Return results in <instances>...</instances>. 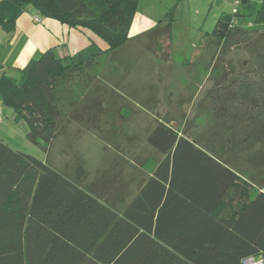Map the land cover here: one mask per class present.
Here are the masks:
<instances>
[{"label":"trees","instance_id":"obj_1","mask_svg":"<svg viewBox=\"0 0 264 264\" xmlns=\"http://www.w3.org/2000/svg\"><path fill=\"white\" fill-rule=\"evenodd\" d=\"M139 3L0 1V26L8 34L33 8L38 17L88 31L107 46L105 52L88 58L80 54L76 60L58 59L49 50L28 64L20 80L0 78V102L14 112L16 122L27 121L30 141L43 143L48 152L71 124L97 130L106 107L123 114L124 107L114 110L117 100L107 93L109 84H100L108 79L107 71H97L103 65L109 70L123 50L138 48L129 32ZM176 7L136 44L154 50L166 41L170 50ZM234 20L264 27V1L241 0L235 16H221L209 35L217 49L227 50L247 36L232 26ZM253 73L256 78L234 79L230 86L224 78L229 73L215 79L205 98L211 99L214 122L202 135L163 123L148 132L147 145L161 159L143 164L140 189L130 201L98 192V184L87 185L82 165L70 176L0 140V264H243L248 258L264 259V192L243 199L236 218L220 214L235 201L226 199L241 167L264 168V49ZM79 88L81 95L75 92ZM117 184L123 192L121 177Z\"/></svg>","mask_w":264,"mask_h":264},{"label":"rangeland","instance_id":"obj_2","mask_svg":"<svg viewBox=\"0 0 264 264\" xmlns=\"http://www.w3.org/2000/svg\"><path fill=\"white\" fill-rule=\"evenodd\" d=\"M144 2L142 0V4ZM191 2L192 9L186 6L185 11L181 10L177 16L178 11L175 10L174 19L179 22L172 30L173 45L170 50H165L168 46L166 41L154 50L139 46L130 48L126 56H132V59L123 61L126 65L117 64L111 71L108 65H103L97 71L99 75L107 71V82L100 84L102 88H106L105 83L109 84L106 91L117 100L114 110L124 107L123 114L113 113L106 107L97 130L87 129V124H71L67 134L59 137L47 152L43 143L39 145L29 140L27 121L16 122L14 112L3 106L0 140L13 150L49 162L55 169L70 176L82 165L87 173V185L98 184V192H107L112 198L122 194L130 201L140 189L141 178L145 174L143 164L149 166L147 160L161 159L147 145L151 129L163 123L175 128L180 126L181 129L186 126L194 136L202 135L214 122L211 99L205 98L214 88L215 79L220 81L229 73L228 77H224L228 80L224 85L230 86L235 80L256 78L253 69L259 52L264 49V27L238 22L237 26L245 30L247 36L241 43L219 50L214 44L215 38L209 35L221 16H233L235 0L231 5L222 4L220 10L217 4L213 8L200 9L195 7L197 1ZM82 90L79 88L75 92L81 95ZM88 90L85 92H92ZM132 138L133 142L130 141ZM256 173L264 175V168L245 164L241 167L240 175L245 179ZM117 176L125 183L123 192L117 190ZM104 177L111 179L108 180L112 184L110 188V183L99 181ZM240 181L242 185H249L242 178ZM243 190L246 197L247 189L236 185L229 200L232 197L238 200Z\"/></svg>","mask_w":264,"mask_h":264},{"label":"crops","instance_id":"obj_3","mask_svg":"<svg viewBox=\"0 0 264 264\" xmlns=\"http://www.w3.org/2000/svg\"><path fill=\"white\" fill-rule=\"evenodd\" d=\"M1 1V0H0ZM181 4L178 0H145L142 4L140 0L138 11L134 17L129 37L131 38L132 44L139 46L140 48H146L144 44H136V39L140 38L144 34L154 30L158 24L164 20L166 14L174 7L178 12L185 11V7L192 9L191 0H182ZM197 4L194 6L200 9L204 7L213 8L215 4L220 6L227 3L231 5L232 0H195ZM254 3H262L264 0H251ZM179 4V5H178ZM191 13H193L191 11ZM182 14V13H181ZM38 17L36 11L33 8H29L17 21L16 30L13 33H6L0 26V78L2 76H9L16 80H20L22 71L28 66V64L39 54L54 50L58 59L62 60H76L77 57L82 54L84 58H88L93 54L100 51L105 52L107 50L106 44L94 34L81 30V29H70L69 27L60 24L59 22L52 19H45L39 17L41 22L36 23L35 18ZM172 30L175 26H178V19L175 20ZM171 47L173 45V33L171 36ZM133 48V46H132ZM130 49V48H129ZM123 50L111 64V68H115L117 64L126 65L127 50ZM131 55V54H130ZM171 59V57L169 58ZM123 62V63H122ZM110 75V74H109ZM44 162V161H43ZM253 167V166H252ZM238 181L236 185L245 187L248 191L246 197H244V190L238 200L235 198L233 203H226L221 208L220 214L225 218H236V209L241 206V201L247 199L250 196L264 192V177L262 174H252L250 179H245L240 174L238 175ZM248 182L249 185L240 184V179ZM250 184L252 187H250ZM232 190L229 197L233 193ZM227 197V201L229 200ZM243 197V199L241 198ZM237 201V202H236Z\"/></svg>","mask_w":264,"mask_h":264},{"label":"built area","instance_id":"obj_4","mask_svg":"<svg viewBox=\"0 0 264 264\" xmlns=\"http://www.w3.org/2000/svg\"><path fill=\"white\" fill-rule=\"evenodd\" d=\"M234 5H235V10H234V14L233 15L235 16L240 10L241 0H235ZM34 20H35L36 23H40L41 22L39 17H36ZM237 23L238 22L236 20H234L232 22V26L237 25ZM2 121H3V105L0 102V124H1ZM243 264H264V259L263 258H260V259H258V258H248V259L243 261Z\"/></svg>","mask_w":264,"mask_h":264}]
</instances>
